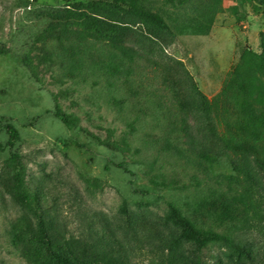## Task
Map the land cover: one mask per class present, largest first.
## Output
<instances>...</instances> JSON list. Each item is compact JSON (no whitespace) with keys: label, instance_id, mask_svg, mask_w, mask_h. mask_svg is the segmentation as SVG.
<instances>
[{"label":"rangeland","instance_id":"rangeland-1","mask_svg":"<svg viewBox=\"0 0 264 264\" xmlns=\"http://www.w3.org/2000/svg\"><path fill=\"white\" fill-rule=\"evenodd\" d=\"M81 1L0 0V124L19 133L10 151L25 157L26 182L39 196L59 255L41 250L45 239L35 220L0 178V264H181V247L172 243L175 226L165 219L169 205L210 216L221 232L231 224V211L243 208L233 197L240 191L233 163L247 167L263 189L264 165L222 147L216 163L201 160L194 109L183 114L189 130L177 146L159 140L157 117L176 112L162 69L182 81L190 76L194 90L213 97L245 50L261 52L264 0H221L212 18L181 0H136L160 11L166 25L139 24L124 49L89 45L91 32L76 19L84 12L75 6ZM78 32L87 49H76ZM111 57L121 70L112 79L119 91L104 75L96 77L102 73L96 67H107ZM57 109L71 117L70 125L54 116ZM7 139L0 132V173L9 157ZM242 220H248L243 212ZM248 225V237L256 236L255 223ZM219 252L208 248V264Z\"/></svg>","mask_w":264,"mask_h":264},{"label":"trees","instance_id":"trees-1","mask_svg":"<svg viewBox=\"0 0 264 264\" xmlns=\"http://www.w3.org/2000/svg\"><path fill=\"white\" fill-rule=\"evenodd\" d=\"M220 1L180 2L185 5L193 4L204 17L212 18L220 8ZM75 6L84 10L77 13L76 19L82 20L90 30L92 39L89 45L99 43L107 49H124L121 46L132 41L131 38L139 31V24L147 27L166 25L160 11L136 0H86L76 3ZM86 11L89 14H86ZM77 34L76 49H87L88 47H83L81 33ZM145 40L150 41L148 38ZM261 48L260 53L245 50L242 63L235 65L228 72L222 89L211 98L194 90L190 76H185L182 81L171 69H162L163 83L171 93L169 102L176 112L170 111L157 117L159 127L162 126L159 140L162 139L169 148L177 146L178 137L187 135L189 130L183 114L187 108L194 109L199 113L201 126L202 147L198 153L201 160L212 165L219 160L218 155L225 149L252 154L264 165V44ZM116 61L115 57H111L107 67L97 66L96 72L99 70L102 73L97 72L96 77L104 75L107 78L106 85L113 87L114 91H119V84H112V79L121 75ZM128 73L127 70L125 76ZM136 73L139 74L137 71ZM108 97L115 106H120L121 99H117V95L113 96L109 92ZM54 116L66 125L72 123L71 117L58 109L55 110ZM0 132H5L8 136L3 148L13 150L19 141L18 131L10 124H0ZM172 134L175 136L170 139ZM24 158V155L10 151L9 157L4 161L0 178H7V191L23 211L35 220L39 235L45 239L41 250L53 257H59L53 250L55 243L48 238L39 196L26 182L27 166ZM233 165L238 176L236 181L240 186V191L233 197L243 208L242 211L237 208L231 211V224L221 232L214 229L210 216L203 218L189 212L182 213L169 205L165 219L175 226L172 243L181 247V252L178 253L181 264H208L205 252L209 247L220 250L213 264H263L264 189L247 167L235 163ZM232 202L230 201V204ZM123 212H128L125 201ZM242 212L247 215L248 220H242ZM129 221L128 227L133 228V221ZM250 221L255 223L254 231L257 235L249 238L248 235L252 234L248 233ZM168 222L163 224L168 227ZM81 264L87 263L83 261Z\"/></svg>","mask_w":264,"mask_h":264}]
</instances>
